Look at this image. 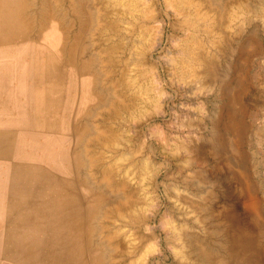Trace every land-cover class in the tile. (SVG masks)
Here are the masks:
<instances>
[{
  "label": "bare ground",
  "instance_id": "1",
  "mask_svg": "<svg viewBox=\"0 0 264 264\" xmlns=\"http://www.w3.org/2000/svg\"><path fill=\"white\" fill-rule=\"evenodd\" d=\"M30 1L13 0L12 36L18 35L26 41L32 33L42 28L47 19L56 18L60 23L59 29L66 38L72 31L70 23L65 21L68 13L73 17L74 33L70 40H65L61 49L67 65L74 67V71L70 73L74 78L75 88L80 72L88 73L90 79L85 80L82 86V96L84 102L87 101L86 112L77 117L74 115V119L76 117L78 120L74 129L71 127L75 138L68 179H53L50 175L43 174L39 177L41 179L36 180L38 183L35 184L34 194L28 187L33 185L35 174L31 172L25 175V195L11 209L16 211L24 203L23 223L34 229L25 231L26 236L19 240L10 238L8 242L20 249L14 252L4 249V256L18 264H140L150 259V255L156 250V244L152 242L155 230L149 225L152 215L147 213L148 209L145 208L149 190L140 184L135 185L131 167L136 171L140 169L141 174L146 175L152 171L153 160L145 153L133 157V152L139 149V135L133 139H124L122 127L115 128L111 122L124 118L125 114H129L132 108H138L139 104H156V100L150 95L142 98L140 88L135 84L136 80L150 76V70L153 69L144 49L149 40L145 38L147 42L137 47L136 34L140 32L149 37H153V34L161 36L166 25L164 15H169L170 8L172 14L180 16L177 18V31L183 30L186 36L185 39L180 36L183 38L182 43L176 50L180 55L179 62L175 63L180 69L179 72H191L189 76L199 80L203 88L214 86L217 94H220L213 113H208L211 116L208 133L213 145L207 146L206 149L218 156L215 158V171L220 172L219 163H226L232 164L239 173V177L235 178L233 172L226 171V168L224 173L220 172V177L201 171L200 187L195 192H189L191 196L187 195L186 186H183L175 189L174 197L187 204L196 214L208 213L209 219L211 214L221 215L217 201L228 205V201L235 199L244 207L239 214L233 206L225 205L230 208L225 213L226 221L231 220L228 221L230 227L227 230V246L224 247L229 249L226 253V249H217L220 244L213 240L210 243L201 233L200 237L185 234V241H188L186 244L191 247L194 257L201 260V264L207 262L204 253L206 250L219 255L211 264H264V213L257 203L255 186L249 181L244 166L245 158L241 152L238 135L239 118L232 107L240 97V83L233 85V80L231 82L228 76L223 74V69L229 67L232 74L241 72L237 59L242 58L241 55L245 52L247 38L242 37L244 26L249 16L257 11L256 5H252V0H132V7L129 6L130 3L124 6L122 0H66L67 12L59 8L57 0H37V3L40 2L39 27L36 26L38 28H30L32 17L29 23L26 19L23 20L24 14L29 10ZM254 2L259 3V14L264 17V0ZM158 16L162 18L158 19ZM16 24L18 29L15 28ZM175 27L172 26L173 29ZM101 34L103 39L99 37ZM85 36H88V44L83 48L82 41ZM82 56H86V59L81 63ZM151 75L154 77V71ZM152 81L149 84L153 87L156 82ZM159 102L157 105L161 107ZM123 141H132V144L128 146ZM119 145L124 146L123 150L117 148ZM145 146L151 147L149 144ZM196 146L194 148L200 150L201 146ZM216 147H219L220 154ZM103 150H111L114 154L105 159L106 152ZM118 154H126L125 164L115 163L114 158ZM232 178L238 179L236 186L238 185L240 190L236 192L229 189ZM82 188L86 191H82ZM2 208L4 209V206ZM113 220L118 221L116 226ZM161 220L163 224L166 221L171 222L170 226L166 225L171 241H180L179 224L177 225L175 219L170 215ZM210 232L216 233L217 230ZM216 241L218 242L217 239ZM251 256L254 261L248 263L246 259Z\"/></svg>",
  "mask_w": 264,
  "mask_h": 264
},
{
  "label": "rangeland",
  "instance_id": "2",
  "mask_svg": "<svg viewBox=\"0 0 264 264\" xmlns=\"http://www.w3.org/2000/svg\"><path fill=\"white\" fill-rule=\"evenodd\" d=\"M57 1L59 2V8L67 12L66 0H60L61 2L59 0ZM121 2L124 6L130 3L129 6L132 7V0L128 2L122 0ZM253 3L256 5L257 11H254L253 14L249 16L244 26L245 31L243 30L244 36L242 37L244 39L247 38L245 52L241 55L242 58L238 57L237 59L241 72L232 74V70L229 67L228 69H223V74H226L225 76H228V80L230 79L231 82L233 80V85H235V83H240V97L238 98V102L234 103L232 107L235 108L234 110L239 118L240 130L238 135L239 141H241V152L245 158L244 166L247 170L249 181L255 186L254 192L257 203L264 213V17L259 14V3L252 0V5ZM29 5L31 6H29V10H27L29 13L23 17L28 23L32 19V23L30 22L29 24L30 28H33L34 26H38V21L40 20V13L38 12V9H40V2L37 3V0H32ZM34 11L37 12L35 13ZM168 12L169 15H164L166 25L163 30L164 33H161V36L158 37V35L153 34V37H149L140 32L136 34L137 47L142 46L147 42L146 40H149V44H145L146 46H144L146 48L144 47V49L147 52L149 61L153 65V69L150 71H154V77L151 75L152 72H150V76L136 80L135 84L137 88H140L139 92L142 98L150 95V97H154L153 99L156 100V104L150 106L139 104L138 108H132L128 112L129 114L124 115V118L121 117V119L112 120L111 124L113 127H122L124 139H133L136 135H139V149L133 152V157L145 153V155L150 156V159L153 160L151 163L152 171L146 175H142L140 169L136 171L133 166L131 167L134 172L135 185L138 186L140 184L143 188L149 190V199L146 202L145 208L148 209L147 213L150 212V215H152L149 225L155 230V237L152 239V242L156 244V250L152 252L148 261L144 260L143 263L140 262V264H192V262L193 264H201V260H197V258L194 257L195 255L191 253V247L187 245L188 241H185L187 239L186 235L191 234L200 237L201 233L202 237L204 239L208 238L207 241H210V243H212L213 240L220 244L218 245L220 247L217 246V249H226V253L229 249L224 247L227 246V230H229L230 226L228 224H230L229 222L231 220L227 219L229 222L226 221L227 216L225 213L227 209H230L228 208L230 205L234 207L233 209H237L235 211L239 214L242 213L244 207L239 200L233 199V201H228L229 206L224 202H218L216 200L221 215L213 216L211 214L210 216L212 217L209 219L208 213L196 214L191 211L187 204L176 200L174 197L175 189L183 188V186H186V191H188L186 192L188 193L187 195L191 196L189 192H195L198 187H200L199 181H201V171L204 172V174L211 173L213 176L220 177V172L224 173L226 168V171L229 170L228 172H233L232 174H234L235 178L239 177V173L237 172V168L232 164L228 165L226 163H219L221 170L217 173L215 171L217 164L215 158H218V156L211 154L206 147L213 145L211 136L208 133L211 123V116L209 114L213 113L214 107L218 105L220 94H217L214 86H212V88L204 86L205 88H203V86L199 84V80L193 79L195 77L192 75L189 76L191 72L188 74L179 72L180 69L175 63L179 62L180 55L176 53V50L180 47L182 39H185L186 36L183 30L177 31V18H180V16L177 17L175 14H172L170 8ZM34 16L35 18H33ZM67 16L65 21L70 23V31H74V27H72L74 25L73 17L68 15V13ZM160 18H162V16H158V19ZM172 26H176L175 29H173ZM59 27L60 23L56 18H49L42 25V28L40 27V29L36 31L38 33H32L30 38L26 41H23L18 35L12 36L11 55L13 72L26 71L29 69V66L36 65L38 67L42 66L37 69H42L44 72L59 70L60 72H64L65 75L73 72L74 67L70 64L67 65L65 54L61 48L63 44H65V40H70L72 38L74 32H69V35L67 34V37L64 38L65 36ZM48 30L50 32H48ZM49 34L50 36H48ZM99 37L103 39L102 34ZM87 38L88 36H85V41H82L85 43H82L83 48L88 44ZM34 59L38 61L31 63L30 60ZM85 59L86 56H82L80 62H84ZM41 60H44V63ZM175 67L178 69L174 70L176 69ZM184 76L187 77V79L184 78ZM89 79L90 75L88 73L80 72L76 81L77 88L71 86L72 89L70 90L66 87L65 89H61V93H65L64 100L67 101L69 98L67 94H71L70 100H72L73 106H76V109L71 111L60 110L58 122L52 121L51 111L49 110L39 111L41 114L39 119L33 122L26 120L24 118L25 112L18 109L10 112L12 114L11 118L0 117V264H18L6 258L2 252L4 249H9V252L19 250L20 248L15 247V245L9 243L8 240L10 238L19 240L22 236H26L27 230L30 229L33 231L34 229V227L28 228L26 224L23 223L24 210L22 207L25 206L24 203L21 204L22 207L18 208L16 211L11 209V207L19 203L20 199L25 195V175L31 172L33 175L35 174L33 185L31 184V186L28 187L34 194L36 193L35 184L38 183L36 180L42 177L43 174H48L50 175L49 177L53 179H68L69 166L70 163H72V146L75 138L73 129L78 120L76 117L80 113L83 114V112H86L85 108L81 109L80 105L84 103V107H86L85 104L87 103V101L84 102L85 99L82 96V86L83 82ZM191 80H193L195 85ZM151 81L154 83L156 82L153 87L149 84ZM189 82H191V84ZM145 85L147 88H145ZM49 92H51V89L45 87V98ZM158 101L161 102V107L157 105ZM46 104L45 99L44 107L47 106ZM2 114L5 115L7 112L0 111V116ZM74 115L76 116L75 119ZM99 117H101V115H99ZM136 120L139 123L136 122ZM123 142L128 144V146L132 144V141L127 143L126 141ZM147 144L151 147L147 148V146H145ZM196 145L198 147L201 146L200 150L194 148ZM123 147L122 145L117 146L120 150H123ZM216 148V151L220 154L219 147ZM111 150H103V152H106L104 153V155H106L105 159L108 155H112L113 152L111 153ZM125 157L126 154L123 156L118 154L117 157L114 158L115 163L117 165L122 163L125 164V162H127V158ZM196 160L198 161L195 164ZM152 174L153 176H151ZM141 178L144 180H141ZM237 180L232 178L229 184V189H234V192L240 190V188L237 187L238 185L236 186ZM83 190L82 188V191ZM213 203L214 205L216 204V202ZM1 206H4V209ZM250 211L252 210L250 209ZM170 215L175 219L177 225L179 224L180 241H171V235H169L167 231V227L170 226L171 222L166 221L163 224V220H161ZM203 217L208 220L202 219ZM213 219H215V221ZM113 221L114 225L118 223L117 220ZM210 223H212V225H210ZM214 229L215 231L217 230L218 233L210 232V230L214 231ZM219 235L220 237H218ZM182 250L184 251L182 252ZM204 253L207 257L206 264H211L214 259L219 256L218 253H210V251L207 250L204 251ZM188 258L191 259L190 262ZM194 259L196 260L194 261ZM246 261L252 263L254 257L251 256L247 258Z\"/></svg>",
  "mask_w": 264,
  "mask_h": 264
},
{
  "label": "crops",
  "instance_id": "3",
  "mask_svg": "<svg viewBox=\"0 0 264 264\" xmlns=\"http://www.w3.org/2000/svg\"><path fill=\"white\" fill-rule=\"evenodd\" d=\"M12 6L13 0H0V111L7 112V114H2L0 117L11 118L12 114L10 112L18 109L25 112L24 118L26 120L33 122L39 119L41 115L39 111L49 110L51 111L52 121L58 122L60 110L71 111L76 109V106H73L72 100H70L71 94H67L69 98L66 101L64 100L65 93H61L62 88L65 89L66 87L70 90L72 89L71 86H75L74 78L71 73L65 75L64 72L59 70L53 72L38 70L37 65L29 66L30 70L13 72L11 55ZM27 13L28 11L24 15H27ZM23 20H25L24 17ZM15 28H19L17 24ZM30 61L31 63L36 62L35 60ZM41 67L39 66V68ZM45 87L51 89L46 98L44 94ZM35 88L36 90H34ZM45 99L46 107H44ZM80 105L81 109L85 108L84 103Z\"/></svg>",
  "mask_w": 264,
  "mask_h": 264
}]
</instances>
